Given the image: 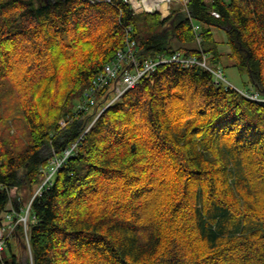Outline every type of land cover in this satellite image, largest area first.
<instances>
[{"label": "trees", "instance_id": "obj_1", "mask_svg": "<svg viewBox=\"0 0 264 264\" xmlns=\"http://www.w3.org/2000/svg\"><path fill=\"white\" fill-rule=\"evenodd\" d=\"M128 37L140 59L205 54L264 95V0H190L165 18L123 0H0V219L21 205L10 187L39 184L78 137L86 115L58 121ZM31 214V258L19 226L26 255L8 240L4 264H264V101L159 64L98 116Z\"/></svg>", "mask_w": 264, "mask_h": 264}, {"label": "built area", "instance_id": "obj_2", "mask_svg": "<svg viewBox=\"0 0 264 264\" xmlns=\"http://www.w3.org/2000/svg\"><path fill=\"white\" fill-rule=\"evenodd\" d=\"M123 1L129 2L133 11L135 12L145 10L150 12L158 11L162 14H166L169 12L170 4L173 0ZM133 1L136 3V5L133 4ZM181 1L184 4L183 10L187 11L186 3L189 0ZM215 15L217 16V14ZM193 30L197 42L200 43L201 37L199 34V26L193 23ZM135 47V41L128 37L124 45L116 50L114 57L103 66L100 73H98L96 78L92 80L91 84L88 87V90L83 93V95L78 100L73 114L68 116L67 118H62L60 120L59 124L61 128L65 127L67 124L71 123L75 119H78L81 115H85L86 111L90 108V106L94 105L97 93L105 87H108L110 91L116 94L114 100L108 101L104 105V107H107L112 102L118 100L125 91L133 88L141 78L150 76L156 69L157 65L165 62H174L176 65L183 67L195 65L201 66L213 74L215 80L214 82L216 84L224 83L226 86L232 87V85L226 81L225 77L223 76L220 70H213L207 65V56L204 54L201 58H198L197 56H183L180 52H174L168 58L159 55L153 60L139 61L136 55ZM111 89H114V91ZM238 91L245 98L255 101H264V97L259 95L256 91ZM103 109H101L100 112H102ZM95 120L96 119H94L93 122ZM85 124L86 121L84 122L83 128L80 131L78 137L68 147H64L61 154L54 153L52 151L53 156H51V158L49 159L48 166L44 170V181L42 182L39 189L36 191V194H40L41 190L44 189V187L46 188L51 184L52 176L65 163V161L73 155L75 148L83 139L85 133H87L90 127L92 126L91 125L90 127L86 128L87 125L85 126ZM26 219L27 216L20 215L14 207H11V210H8L4 213L0 221V264H3L1 252L3 250L4 245L6 244L7 238L13 234L19 222L23 221L25 223Z\"/></svg>", "mask_w": 264, "mask_h": 264}, {"label": "rangeland", "instance_id": "obj_3", "mask_svg": "<svg viewBox=\"0 0 264 264\" xmlns=\"http://www.w3.org/2000/svg\"><path fill=\"white\" fill-rule=\"evenodd\" d=\"M181 3V2H180ZM218 35H219V30H218ZM220 39V37H219ZM220 49L221 50H226L225 49V44H220ZM203 55V54H202ZM224 76L226 77V80L233 86L235 87L236 89H248L250 88V85L248 84V78L246 75H243V74H240L238 69L235 67V66H232V65H221L219 67ZM0 96H3L5 95V93L8 91V84L6 83H3L2 81H0ZM114 91V89H111ZM116 97V94H114L112 91H109L107 93V97H106V101L105 102H108V101H112L114 100V98ZM5 98H1L0 97V112L2 114H5L6 110H5V107L7 105H9V103H5ZM104 108V109H103ZM101 109H103V111L106 109V107H102L101 106H98L97 109H95V111L93 113H91L92 115V118L88 119L86 118L85 116V121H86V128L90 127L92 125V122L94 119L97 118L99 112L101 111ZM92 111V110H91ZM89 111V113L91 112ZM102 111V112H103ZM100 112V114L102 113ZM99 114V115H100ZM17 123L19 124V126L22 125V120H17ZM14 128V127H13ZM15 129V128H14ZM39 187V184L38 183H34L32 185H29L27 183H21L20 185H13L10 187V190H9V193H10V196L12 198L13 201H19V202H22L23 203V210H22V213L25 214V209L30 201V198L32 197V195L34 194V192L37 190V188ZM29 225L31 224V220H29ZM22 225H23V228L21 230L22 234H23V240L25 241V244H26V249L29 253V255H31L30 253V248H29V244H28V231L26 230L27 229V226L24 222H22ZM10 244H11V251L12 253L14 254H21L22 257H25L26 255V252L25 250L21 247L20 248V252H19V247H18V241H17V237L16 236H12L10 238ZM3 255H7L9 257L10 255V252H9V249L6 247L3 251Z\"/></svg>", "mask_w": 264, "mask_h": 264}, {"label": "water", "instance_id": "obj_4", "mask_svg": "<svg viewBox=\"0 0 264 264\" xmlns=\"http://www.w3.org/2000/svg\"><path fill=\"white\" fill-rule=\"evenodd\" d=\"M133 4L136 5V3L134 1H133ZM147 9H149V8H147Z\"/></svg>", "mask_w": 264, "mask_h": 264}]
</instances>
